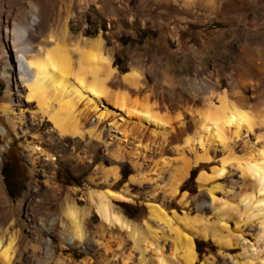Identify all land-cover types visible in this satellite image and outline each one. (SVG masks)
Listing matches in <instances>:
<instances>
[{
  "label": "rangeland",
  "instance_id": "1",
  "mask_svg": "<svg viewBox=\"0 0 264 264\" xmlns=\"http://www.w3.org/2000/svg\"><path fill=\"white\" fill-rule=\"evenodd\" d=\"M21 1L0 0V238L14 242L12 264H159V257L164 264H187L189 239L192 264H264V207L251 205L252 189L241 172L245 153L234 146L264 149V0H34L52 29L84 48L101 43L116 76L126 75L119 68L138 74L131 106L151 107L168 125L144 124L156 138L145 147L114 133L121 142L62 135L48 118L34 120L38 108H27L16 49L6 39L31 20L30 4L15 15ZM143 32L148 37L139 43ZM232 85L244 101L229 99L250 115L252 128L237 139L227 136L226 145L216 140L203 148L194 142V122L222 106L216 94L231 93ZM104 105L98 112L110 108L123 116L120 123L139 121ZM4 107L17 111L4 113ZM20 111L25 136L13 126ZM190 120L191 127L180 125ZM169 127L176 140L165 137L157 146ZM115 142L131 157L116 160ZM33 145L47 151L41 167L30 156ZM123 169L130 171L125 181ZM191 173L193 181L181 191ZM3 175L11 178L12 198ZM106 190L125 197L110 207L132 224L137 242L98 213L97 196ZM70 208L78 215L79 239L65 217ZM36 246L48 248L49 256L33 252Z\"/></svg>",
  "mask_w": 264,
  "mask_h": 264
},
{
  "label": "bare ground",
  "instance_id": "2",
  "mask_svg": "<svg viewBox=\"0 0 264 264\" xmlns=\"http://www.w3.org/2000/svg\"><path fill=\"white\" fill-rule=\"evenodd\" d=\"M20 4L15 15L23 16L24 7L30 4L32 7L31 20L25 25L15 27L6 39L16 49L15 63L19 79L21 83L25 84L21 88L24 92L27 91L26 101L29 103L27 108L30 111L38 108L36 113L33 112L35 113L34 120L38 122L39 117L48 118L49 122L53 123L62 135L80 136L83 138L84 135H89L91 138L98 140L107 137L112 142H121L122 139H119L118 136H122L127 141H134L142 147H145L148 142L151 144L153 140L155 141L156 138L153 137L155 130H150L149 127L143 125L147 123L155 125L157 128H162L167 124L156 117L151 107L139 109L131 106L133 103L136 104L134 96L140 82L138 74L132 70L126 75L116 76V71L114 72L111 68L110 60L103 55L104 53L102 54L101 43L95 42L91 45L89 44L90 47L84 48L80 42H74L64 30H54L50 27L49 22L43 16L41 4H37L34 0H22ZM13 11L14 9L10 13ZM107 85L112 88L118 87L121 90H119L120 92H114L109 90ZM233 95L238 97L236 102L244 101V97L241 94L234 92L233 85L231 93L224 91L216 94L223 105L216 109L210 108L194 122L195 143L203 148H211V145L216 140H220L226 145L227 136L228 140L233 137L237 139L236 137L240 136L242 131L249 132L251 130L253 122H251L252 120L250 121L251 118L249 119L250 115H247L245 110L233 104L234 102L229 99ZM104 102L112 104L113 108L124 112L127 116L136 117L139 121L134 124L128 120L120 123L117 119L122 120L123 116L112 110L110 111V108H105L106 110L100 109L98 112L100 107H106ZM82 105L84 106L83 108H81ZM239 106L244 107L241 104ZM16 111L12 107L3 108L4 113L12 115ZM19 115V121L13 122V126L25 136L26 133L23 127L27 120L25 119L24 111H20ZM180 125L182 127L185 125L191 127L192 121L183 122ZM112 129L114 132H112ZM173 129L171 127L170 130L164 129L162 131V138H159L160 141L156 143L158 144L157 146L167 138L172 141L176 140L173 134L175 129ZM113 133L118 136L113 135ZM116 143H110V146L115 147L113 152L115 159L120 161L130 158L129 152H126V146L121 147L119 146L120 144L117 145L118 143ZM185 143L188 144L189 140ZM234 146L245 153L243 157L244 166L241 172L248 179L252 189L249 198L251 205L258 206V210L261 211L264 207V149L255 148L256 146L250 143H247V145L238 144L237 146L235 144ZM158 153L161 155L163 151L159 149ZM46 154L45 148L33 145L30 156L34 159V166L41 167V162L43 161H41V157L43 155L46 156ZM151 154L154 155L153 152ZM147 157L149 158L146 155L145 159ZM195 158L198 160V157L195 156ZM132 161L135 166L140 164L137 158ZM218 173L221 174L222 171L220 170ZM111 179L114 180L116 178L113 176ZM97 198V210L102 219L110 225L132 233L137 242V238H135L136 230L132 224L114 213L110 207L112 201H123L125 197L119 192L106 190L101 192ZM151 212L154 217L157 216L155 210L152 209ZM76 214L77 212L70 208L66 212L65 217L75 227V237L79 239L80 229L75 219L78 216ZM13 244V240L5 244L0 238V264H12L14 259ZM188 246L186 262L187 264H192L195 255L190 239ZM32 250L33 252L41 250L46 254L45 256H49L48 248L40 249V247L36 246ZM97 253L99 254L100 252L97 251ZM158 259L160 261L159 264H164V260L161 257Z\"/></svg>",
  "mask_w": 264,
  "mask_h": 264
},
{
  "label": "trees",
  "instance_id": "3",
  "mask_svg": "<svg viewBox=\"0 0 264 264\" xmlns=\"http://www.w3.org/2000/svg\"><path fill=\"white\" fill-rule=\"evenodd\" d=\"M152 36H154V34L152 35ZM148 36L146 35V33H141V35H140V37H139V43L141 42V41H143L144 39H146ZM121 43H123L122 41H121ZM124 44V43H123ZM125 45V44H124ZM118 64H119V59H116L115 60V62H114V66H118ZM119 71H120V73H122V74H127V73H129V72H127L126 70H121L120 68H119ZM127 72V73H126ZM2 172H3V169H2ZM128 175H130V171H128L127 169H123L122 171H121V181H125L126 180V178L128 177ZM3 177H4V182H5V187H6V191H7V194L12 198V194H11V190H13L12 188H10V185L8 184V181H10L11 180V178L10 177H8L7 175H3ZM193 181V174L191 173V176H190V178L187 180V182L181 187V191H184L185 189H186V187L188 186V184L189 183H191ZM200 246V244L199 243H197V248Z\"/></svg>",
  "mask_w": 264,
  "mask_h": 264
}]
</instances>
